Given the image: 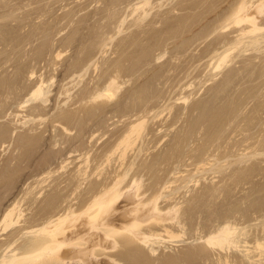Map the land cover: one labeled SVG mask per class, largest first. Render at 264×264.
Listing matches in <instances>:
<instances>
[{
	"label": "rangeland",
	"instance_id": "rangeland-1",
	"mask_svg": "<svg viewBox=\"0 0 264 264\" xmlns=\"http://www.w3.org/2000/svg\"><path fill=\"white\" fill-rule=\"evenodd\" d=\"M261 4L0 0V255L15 246L16 253L36 252L51 237L35 230L67 214L64 231L54 235L66 240L63 249L78 245L86 254L50 264H105L110 257L124 264H264ZM244 13L255 16L259 33L245 35L249 24L233 23ZM38 84L45 96L24 103ZM139 120V131L123 141ZM134 180L141 187L127 200ZM113 185L115 223L91 228L96 207L87 215L84 209ZM153 205L162 216L175 209L189 231L180 228L181 238L172 219L165 226L179 238L169 239L162 222L151 220L140 228L157 233L144 245L119 227ZM9 210L12 225L3 229ZM220 220L233 223L230 240L239 242L225 251L200 239ZM37 254L29 264L44 259Z\"/></svg>",
	"mask_w": 264,
	"mask_h": 264
},
{
	"label": "bare ground",
	"instance_id": "bare-ground-1",
	"mask_svg": "<svg viewBox=\"0 0 264 264\" xmlns=\"http://www.w3.org/2000/svg\"><path fill=\"white\" fill-rule=\"evenodd\" d=\"M257 7H258V5H257ZM263 7H264V5H259V11H261L262 9H263ZM245 8V7H244ZM253 12V11H252ZM257 12V11H256ZM250 15V14H249ZM249 15H247L246 13H244L243 15H237V16H235V18H233V23H235V25L237 24V25H239L238 23H241V24H243V22H247L249 25V31L248 30H246L248 27L245 25V27H246V29L245 30H243V31H247V32H245V35H246V33H250V31H256L259 27H257V25H256V18H255V16L253 17V16H249ZM260 16H261V14H260ZM263 17V16H262ZM261 21V20H260ZM259 24V23H258ZM263 26V25H262ZM261 26V27H262ZM244 27V26H243ZM260 27V28H261ZM243 29V28H242ZM264 28H262V30H263ZM241 30V29H240ZM261 29H259V31H260ZM242 31V30H241ZM242 31V32H243ZM258 31V30H257ZM256 31V33H259V32H257ZM255 33V32H254ZM254 33H252V34H254ZM239 34H240V32H239ZM242 35H240V36H244V32L243 33H241ZM251 34V33H250ZM247 35H249V34H247ZM238 37V36H237ZM255 45V44H254ZM262 48V47H261ZM227 54V53H226ZM224 55V56H222V60L221 61H223V58H225V57H227V55ZM219 65L220 64H218L217 65V67H219ZM216 67V68H217ZM112 79V78H111ZM110 79V80H111ZM112 81V80H111ZM110 81V82H111ZM113 82L114 81H112V83L110 84V85H107L108 87L110 86V88H111V85L113 84ZM107 84H109V83H107ZM115 84V83H114ZM29 95V97L24 101V103H26V102H28L29 100H37V99H39V98H41V97H43V96H45V93L42 91V84H38L36 87H34V88H32V90L30 91V93H28ZM94 94H96V93H94ZM104 94V93H103ZM101 95V94H100ZM91 96H92V94H91ZM94 97H96L95 95H93ZM97 96H98V94H97ZM94 97H92L93 99H94ZM91 99V98H90ZM46 100V99H45ZM44 101V100H43ZM141 117V116H140ZM139 117V118H140ZM144 119V118H143ZM141 120H139L137 123H136V121H135V123L134 122H132V123H134V124H132V125H130L131 126V128H130V130L128 129V132H126V135H125V137H124V139H122L123 141H125V142H127L128 141V137L130 136V134H134V132H136V131H139V130H137V128L138 127H140V125L142 124V121L140 122ZM182 132V131H181ZM136 135H138L137 133H136ZM204 163V162H203ZM208 163V162H207ZM201 167V166H200ZM197 169V168H196ZM204 170V169H203ZM206 174V173H205ZM123 175V174H122ZM124 176H126V175H124ZM123 176V177H124ZM133 180V179H132ZM168 183V182H167ZM116 185V184H115ZM115 185H113V186H111L110 188H108L107 190H105L104 192H100L99 194H97V195H95L94 196V198H92V200H91V202L88 204V206L84 209V211H83V213L82 214H86V213H88V211L90 210V208H94V206L96 207V211L94 212V214L92 213V214H89L88 215V220H87V222L90 224V227L91 228H97L98 226H103V225H106V224H112V222L113 223H115L114 222V219H113V217H111L110 215H109V213H110V211H112L113 210V207H114V205H115V203L118 201V199H119V191L117 190L118 188H116V186ZM165 185V184H164ZM140 185H139V183H138V180L137 181H132V184L130 185V194H129V191H127L128 193L127 194H125V197L124 198H126L127 200L128 199H131L132 197H133V195H134V193L136 192V191H138L139 190V188L141 187H139ZM165 187V186H164ZM178 189V188H177ZM88 191V190H87ZM117 191H118V193H117ZM121 191V190H120ZM216 191V190H215ZM124 196V195H123ZM123 198V199H124ZM125 199V200H126ZM126 200V201H127ZM216 201V200H215ZM176 206V205H175ZM174 206V207H175ZM173 207V208H174ZM67 210V209H66ZM133 211H137V208H134V209H132ZM172 210H174V216L172 217V214L169 212V214L167 215V216H162L161 214H159V212H157L156 214L154 213V211H158V209H157V207L156 206H154L153 205V207L151 208V212H148V213H145V214H141V215H133V216H131L130 218H126V217H122L123 219H122V221L118 224L119 225V227L122 229V231L123 232H126V233H128V234H130V235H132V236H134V238H136L140 243H142V244H144V245H147L148 244V242H149V244H153V242L152 243H150V240H151V238L153 237V236H155L156 235V233L157 232H155V234H154V230L153 231H148L149 233H146L147 231H145V230H143V229H141L140 228V226H141V224L142 223H148V222H150L151 220H156V221H159L161 224H162V226L164 227H161V229H163V230H165V232L167 233L168 231L170 232L169 234H170V236L168 237L169 239L171 238H173L174 239V236H175V238L177 237V235H176V233L174 234V233H171V230L173 231V229H168V228H170V226L167 228L166 226H165V223L167 222H169V221H171L172 219V223H173V221H174V223L177 221V218L176 219H174V217L176 216V214L177 213H175V209H172ZM172 210H171V212H172ZM160 211V210H159ZM82 212V211H81ZM38 213V212H37ZM69 213H71L72 215H73V213L74 212H69ZM79 214V213H78ZM81 214V213H80ZM81 214V215H82ZM19 215H21V214H19ZM80 215V216H81ZM87 215V214H86ZM11 216H12V210H9V211H6V213L3 215V217H2V219H1V223L2 224H4L3 225V229L5 228V227H7L8 225H12V219H13V216H12V218H11ZM69 216V215H68ZM67 216V214H63V215H60V216H58L56 219H54V220H50V221H48L47 222V224H45V225H41L40 227H38L35 231H37V232H45V233H47V234H50V237H51V240H50V242L48 241H44V242H42L43 240H41V242L42 243H40V244H38L37 245V247H35L34 248V250L36 251H38V256L36 255V257H38L39 258V256H44V259H42L40 262H38L37 264H46L47 262H48V264H50L51 263V260H57V261H60V262H69V260H76V259H82V258H80V257H84L85 256V254H86V252H83L79 247H77L76 245L74 246L75 248H73V249H63L62 247H63V245L65 246V241L66 240H63L62 238H56L55 237V232L56 231H64L63 229V227H62V224H63V222L66 220V218L68 217ZM71 216V215H70ZM79 216V215H78ZM180 218H181V216L180 215H178ZM178 216H176V217H178ZM180 218H178V226L179 227H174V230H175V228H177V230H181V229H183V230H188V228L187 229H184V228H182V226L184 227V225H183V223L185 224V223H187V222H185V220H184V222H183V220H181ZM179 219H180V225H179ZM230 219V218H229ZM228 219V220H229ZM176 220V221H175ZM227 220V221H228ZM226 222V220H223V221H221L220 220V222H222V223H220V226H219V224H218V227L216 228L215 226L213 227V228H216L214 231L212 230V232H211V230H209L210 232H208V234L207 235H203V236H201L200 237V239L203 241V242H205L206 243V245H210V246H214L215 248L217 247V249H218V251L220 250H222V251H225V249H223L224 248V246L226 245H228V244H233V246L234 245H236V243H237V241H234L233 239H232V241L230 240L231 238V235H232V237H233V232L235 233V226L234 225H232V224H230V225H232V227L229 225V223H225V224H223V222ZM17 222V220H15V221H13V223H16ZM19 222V221H18ZM176 222V223H177ZM25 223V222H24ZM173 223V224H174ZM189 223V222H188ZM2 224H1V227H2ZM222 224V225H221ZM239 224V223H238ZM188 225H190V224H187L186 226L187 227H189ZM167 226H168V224H167ZM171 226H173V225H171ZM176 226H177V224H176ZM191 227V226H190ZM189 227V228H190ZM206 227V226H205ZM204 227V228H205ZM208 227V226H207ZM212 227V226H211ZM233 227H235V228H233ZM168 230H167V229ZM172 228V227H171ZM181 228V229H180ZM199 228H201V227H199ZM212 228V229H213ZM6 229V228H5ZM120 229V230H121ZM149 229V228H148ZM202 229H203V227L201 228V231H202ZM209 229H211L210 227H209ZM18 230V229H17ZM183 230H181V231H183ZM237 230V229H236ZM243 230V229H242ZM241 230V231H242ZM22 231V230H21ZM189 231V230H188ZM205 231V230H204ZM152 232V233H151ZM164 232V231H163ZM177 232V231H176ZM186 234V232H178V235L179 234H181V235H179L180 237L181 236H184L185 234ZM207 233V232H206ZM206 233H204V234H206ZM16 234V233H15ZM20 234V233H19ZM28 234V233H27ZM31 234H33V233H31ZM38 234V233H37ZM168 234V233H167ZM173 236H172V235ZM203 234V233H202ZM238 234V233H237ZM157 235H160V232H159V234H157ZM200 235V234H199ZM12 236V235H11ZM104 236L105 237H107V236H109L107 233H105L104 234ZM161 236V235H160ZM166 236V235H165ZM235 236V235H234ZM177 238H179V237H177ZM182 238V237H181ZM80 239H81V237H80ZM152 239H154V238H152ZM158 239H160V238H158ZM167 239V238H166ZM194 240V239H193ZM236 240V239H235ZM19 241V240H18ZM173 241V240H172ZM234 241V242H233ZM15 242V241H14ZM109 242H111L110 243V247H112V248H116L118 245H119V242L116 240V239H114V240H112V241H109ZM194 242V241H193ZM230 242V243H229ZM13 243V242H12ZM11 243V244H12ZM67 243V242H66ZM183 243V242H182ZM235 243V244H234ZM239 243V242H238ZM237 243V244H238ZM260 243V245H263V244H261V242H259ZM232 244H231V246H232ZM67 245V244H66ZM161 245V244H160ZM256 246H257V244H255ZM260 245H258L259 247H260ZM10 246V245H9ZM9 246H7L6 245V247H8V248H10ZM150 246V250L152 251V253H154V249H152L151 248V245H149ZM255 246V247H256ZM256 247L257 249L259 248V247ZM5 247V248H6ZM77 247V248H76ZM153 247V246H152ZM159 247V246H158ZM209 247V246H208ZM228 247L230 248V245H228ZM228 247H226V248H228ZM236 247V246H235ZM12 248V247H11ZM164 248V247H163ZM215 248H214V250H215ZM246 248V247H245ZM255 248V249H256ZM16 249H17V247L15 246L14 248H12V249H9V251H10V254H7V255H0L1 257H0V264H29V263H31L32 261L31 260H29L30 258H28V256H29V254L30 255H33L34 253H36V252H31V251H33V250H24V251H22V252H20V253H16ZM211 249V248H210ZM216 249V250H217ZM5 250V249H4ZM18 250V249H17ZM149 250V249H148ZM156 250H158V249H156ZM242 250V249H241ZM8 251V250H7ZM6 251V252H7ZM9 251H8V253H9ZM19 251V250H18ZM17 251V252H18ZM250 251V250H249ZM5 252V253H6ZM32 254H31V253ZM217 252V251H216ZM217 253H219V252H217ZM241 253V252H240ZM252 253V252H251ZM28 254V255H27ZM46 254L48 255V257L49 258H51V259H49L47 262H46ZM247 254V253H246ZM250 254V253H249ZM228 255V254H227ZM245 255V254H244ZM248 255V254H247ZM218 256V255H217ZM261 256V255H260ZM30 257V256H29ZM35 257V258H36ZM199 257V256H198ZM245 257H246V255H245ZM249 257V256H248ZM247 257V258H248ZM34 257H32V260L34 261V262H36L37 260L35 259H33ZM111 258V262L110 263H105V264H124L122 261H120L119 259H117L116 257H110ZM220 259V258H219ZM226 258H224V261H225V263L227 262V260H225ZM249 259H250V257H249ZM253 260V259H252ZM78 261V260H77ZM105 261V260H104ZM108 261V260H107ZM263 261V260H262ZM82 262V261H81ZM223 262V261H222ZM230 262V261H229ZM256 262V261H255ZM70 263H73V262H71L70 261ZM75 263H77V262H75ZM84 263V262H83ZM181 263V262H180ZM253 263V262H252ZM257 263V262H256ZM223 264V263H222ZM228 264V263H227ZM254 264V263H253Z\"/></svg>",
	"mask_w": 264,
	"mask_h": 264
}]
</instances>
